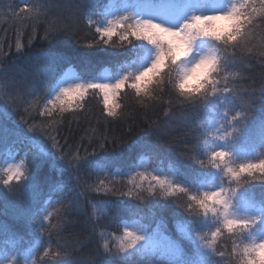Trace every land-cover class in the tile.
Returning a JSON list of instances; mask_svg holds the SVG:
<instances>
[{
  "label": "snow or ice",
  "instance_id": "1",
  "mask_svg": "<svg viewBox=\"0 0 264 264\" xmlns=\"http://www.w3.org/2000/svg\"><path fill=\"white\" fill-rule=\"evenodd\" d=\"M191 3L192 0H98L94 4L76 5V14L86 17L88 27H93L95 21L87 15L86 9H95L100 12V15L104 17V24L95 26V32L99 33L100 40L105 44H112L114 37L118 39L120 46L124 49L118 55L125 63L120 66L119 74L111 80H82L79 74L71 69L64 72L56 86L51 89V98L44 105V111L38 112V115L52 116L57 110L62 114L83 108V102L91 90L102 94V114H105L107 118L119 119L124 117L125 113L121 111L122 106L117 102V98L126 86L132 90L136 104L141 108L151 110L154 104L163 105L165 103V86L170 85L172 95H169L166 101L167 108L163 112L165 117L173 114L174 106L181 112L187 108L195 109L199 116L200 113H213L218 104L232 106L231 101H235L240 105L231 115V131L221 134L217 128L215 133L210 134L211 139L216 142L211 148L208 147V137L203 139L204 153L202 156L196 155L198 144L192 145L188 152L179 153L182 159L189 161L202 172L221 174L218 189L221 196L220 203L218 205L209 203L206 189L194 187L189 183L174 182L169 178L168 173L156 171L153 174L139 171L129 181V184L133 186L126 192L113 190L109 193L105 191V195H127L141 201L152 198L155 210L160 212L159 217H154L155 221L162 219L167 212L165 207L167 204L161 203V200L168 201L177 193L183 194L186 197L185 203H180L178 199L172 201L187 214L177 219L175 223L179 239L170 240L166 234L158 231L150 234L148 228L137 224L135 229H124L120 245L115 252L109 248L107 243L103 244V253L98 252L94 264H101L100 256L104 254L120 255L125 261L130 260L133 255L141 259L158 257L173 260L182 255H188L181 241H188L194 244L196 249L210 253L208 260L211 264H241L242 253L246 252L248 247L257 246V241L253 239L250 246L242 247L246 237L257 228L264 217L243 214L242 218H235L234 214H229L228 209L232 207V201L239 197L241 190L255 181L264 184V167H261L264 165V152L259 154V159L240 162H236L235 155V145L246 129L257 101L256 91L241 90L236 80L243 78L242 74L252 59L259 58L264 61V0H230L226 10L211 14L198 13L195 10L189 12ZM47 9L46 0H25L18 13L14 10L13 15L22 26H29L33 34L38 25L46 24L43 37L45 40L55 39L62 32L76 35L75 31L67 25L60 26L55 22H49ZM149 10L150 13L146 14ZM151 12L163 17H179V19L174 23H166L164 20L154 19ZM206 16H215L224 20L233 19L236 23L235 39L223 42V56L218 60L217 69L221 78L218 79L216 75L208 77L210 83H204L201 88L193 90L188 86L192 79L188 73L191 71L190 65L198 61L193 58L191 49L181 45L176 37L181 36L186 29L191 27L192 21ZM257 18H259V23ZM86 46L94 47L95 43ZM20 47L21 45H18L17 50ZM0 51H3L2 45H0ZM39 62L44 67L47 78L48 75L55 76L62 66L71 64L72 58L64 53L46 51L40 54ZM84 63L87 68L88 62ZM229 65L239 66L234 74L229 73L232 75L231 80L228 75H221L228 71ZM157 90L159 95H157ZM261 94H264V87L260 90V96ZM6 96L5 85L0 84V101L3 102L0 104V144H7L10 135L16 137V142H27L35 151L34 167L39 170L47 164L49 170L56 174V179H50L48 184L49 200L56 194H64L70 201L69 209L86 212L87 208L80 203V198L89 200L88 191L97 193L102 191L100 185H103L104 181L100 180L97 186L89 185L86 180L82 181L81 172L83 171L85 175L103 172L112 161L103 157L89 160L88 155L97 157L95 151L89 153L85 149V155L81 156L80 149L68 146L67 141L61 145L56 139L59 134V121H45L39 126L33 125L30 119L24 117L25 115L30 116V109L36 108L35 102L31 104L25 102L24 106L16 105L15 101L9 102L10 97L5 99ZM13 110L21 114L24 124L28 125L27 131L19 126L16 129L9 128ZM223 115L228 116V112L225 111ZM184 123L193 131L204 128L203 120H185ZM37 127L50 143L29 134L35 133ZM220 127L223 125L221 124ZM152 135L157 140L163 139L158 126L153 129ZM195 138L199 139V136ZM107 139L108 137L101 136V149L105 147ZM136 147L159 156L158 149L152 142L137 141ZM73 152L75 155H72ZM220 152L225 154L223 161L216 159V154ZM36 159L40 160L39 164H36ZM27 180L31 181L28 187L34 194V200L38 202L42 188L35 172L29 176L22 165H9L7 179L3 183L8 186L13 182L19 184ZM145 182H148L147 189L144 188ZM210 187L214 191L217 190L215 184ZM21 215L28 219L30 224L38 225L40 236L52 231H63L67 222L64 219L67 210H56L55 223L52 222L53 212L47 209L28 206ZM202 220L212 225L208 233L196 230L197 223ZM42 221H47V226ZM0 227L6 229L4 225ZM223 230L240 241L230 252L215 247L217 238L222 235ZM130 239L132 242L126 243ZM37 242L41 241L37 240ZM233 254L236 257L235 260L231 258ZM43 255L47 257L49 253L45 251ZM213 256H218L220 259L214 260ZM190 260L191 264H199L201 258L193 252ZM32 264H36L35 259Z\"/></svg>",
  "mask_w": 264,
  "mask_h": 264
},
{
  "label": "trees",
  "instance_id": "2",
  "mask_svg": "<svg viewBox=\"0 0 264 264\" xmlns=\"http://www.w3.org/2000/svg\"><path fill=\"white\" fill-rule=\"evenodd\" d=\"M24 2L25 0H0V45L3 47V51H0V84L5 85L7 92L5 99L10 97V103L15 101L16 105L21 106H24L25 102L28 104L35 102L36 108L30 109V116L25 115L24 118L30 119L36 126L45 121H59V134L56 139L61 145L67 141L68 146L80 149L81 156L85 155V149L89 153L95 151L97 157L88 155L89 160L103 157L111 160L112 163L103 172H93L90 175L81 172L82 181L86 180L89 185L97 186L100 180L104 183L100 185L102 191L99 193L88 191L89 200L80 198V203L87 208L86 212L74 211L68 208L70 201L64 194H56L49 200L48 184L50 179H56V174L49 170L47 164L37 170L33 165L34 149L27 142H16V137L10 135L7 144H0V225L6 226V229L0 227V260L16 257L21 264H30L34 259L36 264H94L98 252L103 253V244L107 243L115 252L120 245L124 229H130L137 224L148 228L150 234L158 231L166 234L170 240H178L176 220L187 214L172 201L178 199L180 203H185L186 197L183 194L177 193L168 201L161 200V203L167 204L165 205L167 212L162 219L154 221V217H159L160 212L155 210L152 198L141 201L127 195H105V191L126 192L133 186L129 181L139 171L153 174L162 171L168 173L169 178L174 182L189 183L197 188L206 189L212 184L218 186L220 181L218 173L202 172L189 161L182 159L179 153L188 152L192 145L198 144L196 155L202 156L205 137L209 139L208 147H213L216 142L211 139L210 134L215 133L217 129L216 119L227 111L228 116L223 115L220 125H223L222 133L231 131V115L240 107L239 102L236 104L235 101H231L232 106L218 104L213 113H200L199 116L195 109L187 108L181 112L174 106L173 114L165 117L163 112L167 108L166 101L169 95H172L170 85L165 86V103L163 105L156 103L151 110L136 104L132 90L126 86L117 98V102L122 106L121 111L125 113V116L119 119L107 118L102 114V94L91 90L83 102V108L62 114L57 110L52 116L38 115V112L44 111V105L51 98V89L56 86L64 72L71 69L83 80H101L105 72L118 74L120 66L125 63L118 54L124 49L115 37L112 44H105L100 40L99 33L95 32V26H102L104 17L98 10L86 9L87 15L95 21L93 27L87 26L85 16L76 14V5L94 4L98 0H46L48 21L60 26L67 25L76 33L74 36L70 32H62L55 39L48 40L43 38L46 24L38 25L33 34L29 26H22L13 15L14 10L18 13ZM196 2L197 8L208 14L221 12L230 4V0H196ZM169 18L176 21L178 17ZM257 22L259 23V18ZM90 43H95V46L87 47L86 45ZM18 45H21L19 50H17ZM46 51L64 53L72 58V63L62 66L55 76L48 75L46 78L45 69L39 62L40 54ZM85 61L88 62L87 68ZM238 67L229 65L228 71L221 75H228L231 80L232 75L229 73L234 74ZM242 75L243 78H237L236 83L241 90L249 92L255 90L257 101L247 127L235 145V155L239 161L259 159V154L264 152V94L260 96V90L264 87V61L259 58L252 59ZM157 95H159L158 90ZM2 103L0 101V104ZM185 120H203L204 128L193 131L184 123ZM8 126L11 129L19 126L25 131L28 128L21 114L14 110L12 121ZM157 126L161 130L163 137L161 140H157L152 135L153 129ZM29 134L50 143L38 127L35 133ZM101 136L108 137L103 149L100 148ZM197 136L199 139L195 138ZM137 141L154 143L159 156L137 148ZM14 153L23 159L21 165L26 170V174L31 176L35 172L41 183L42 192L38 202L34 200V194L29 190L30 180L21 181L19 184L13 182L8 186L3 183L7 174L2 171V166ZM72 155H75V152ZM39 163L40 160L36 159V164ZM147 187L148 182H145L144 188ZM73 195L75 196V193ZM237 202L244 214L253 216V212L260 207L262 210L259 217H264V184L255 181L247 186L241 190ZM28 206L53 212V223L56 222L57 209L67 210V215L64 217L67 222L63 231H52L40 236L38 225L30 224L28 219L21 215ZM42 223L47 226L48 222L42 221ZM210 229L212 225L208 221L202 220L196 225V230L202 233H208ZM262 233H264V220L246 239L257 240ZM37 240L41 242L38 243ZM181 243L188 255L173 260L158 257L141 259L133 255L130 260L125 261L120 255L104 254L100 256V261L101 264H191L190 257L195 252L196 256L201 258L199 264H211L208 260L210 253L196 249L195 245L188 241ZM239 243L240 241L232 234L223 230L222 235L217 238L215 247L230 252ZM45 251L49 253L47 257L43 255ZM231 258L235 260V254ZM213 259L220 257L213 256Z\"/></svg>",
  "mask_w": 264,
  "mask_h": 264
},
{
  "label": "clouds",
  "instance_id": "3",
  "mask_svg": "<svg viewBox=\"0 0 264 264\" xmlns=\"http://www.w3.org/2000/svg\"><path fill=\"white\" fill-rule=\"evenodd\" d=\"M236 23L233 19H219L215 16L198 17L192 21L191 27L185 32L176 37L181 45L189 47L193 53V58L197 59V63L191 64V71L188 73L192 77L188 86L193 90L202 87L204 83H210L208 77L220 75L218 69V60L222 58L223 42L235 39L234 29ZM224 153L216 154L217 161L224 160ZM236 162H240L236 159ZM261 167H264L262 165ZM221 175L219 172H217ZM7 179V176H6ZM5 180V179H4ZM227 182V178H225ZM217 190L211 187L206 188L208 192L209 203L218 205L221 200L218 191L219 185H216ZM238 198L232 201V207L228 209L229 214H234L235 218H242L243 214L240 212ZM257 241V240H256ZM131 239L126 243H131ZM252 240L246 239L243 246H250ZM243 259L241 264H264V240L257 241L256 247H248V250L242 253ZM0 264H21L16 257L8 260H0ZM32 264V262H30Z\"/></svg>",
  "mask_w": 264,
  "mask_h": 264
},
{
  "label": "rangeland",
  "instance_id": "4",
  "mask_svg": "<svg viewBox=\"0 0 264 264\" xmlns=\"http://www.w3.org/2000/svg\"><path fill=\"white\" fill-rule=\"evenodd\" d=\"M192 10H195V11L198 12V13H199V12H202V11H200V10L197 8V2H196V0H192L191 6H190V8H189L188 11L190 12V11H192ZM224 10H226V9H224ZM224 10H223V11H224ZM149 13H150V10H149V12H146V14H149ZM204 13H205V12H204ZM151 14H152V16H153L154 19L164 20V22H166V23H174V22L178 21V19H179V17H178V18L176 19V21H174V20L170 19L169 17H163V16H160V15L155 14L154 12H151ZM118 74H119V73H118ZM118 74H113V73H111V72H105L104 75L102 76V79H101V80H111V79H114ZM79 76H80V75H79ZM80 78L82 79L81 76H80ZM82 80H83V79H82ZM222 118H223V115L219 116V117L216 119V122H215V126H216L217 128H219L221 134H223V133H222V130H221V127H220V121L222 120ZM16 154H17V153H16ZM16 154L14 153L13 155L9 156V158L4 162V164H3V166H2V171H3L4 173L7 174V168L9 167V165H13V164H14V165H21V164H22L23 159H22L21 157H17ZM239 208H240V212H241L242 207L239 206ZM261 210H262V209H261L260 207L257 208V210L253 212V216H260V215H261ZM241 214H244V213L241 212ZM244 215H248V214L246 213V214H244ZM135 226H136V225L131 226L130 229H135ZM259 240H264V233H262V235L260 236V238L257 239V241H259Z\"/></svg>",
  "mask_w": 264,
  "mask_h": 264
}]
</instances>
